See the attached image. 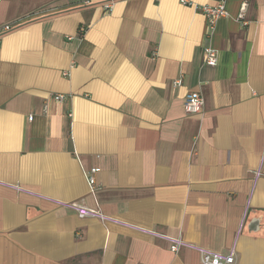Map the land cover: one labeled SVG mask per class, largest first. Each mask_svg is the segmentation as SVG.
<instances>
[{
  "label": "crops",
  "instance_id": "0c3cea01",
  "mask_svg": "<svg viewBox=\"0 0 264 264\" xmlns=\"http://www.w3.org/2000/svg\"><path fill=\"white\" fill-rule=\"evenodd\" d=\"M189 1L0 0V264H264V0Z\"/></svg>",
  "mask_w": 264,
  "mask_h": 264
},
{
  "label": "built area",
  "instance_id": "2783aa9c",
  "mask_svg": "<svg viewBox=\"0 0 264 264\" xmlns=\"http://www.w3.org/2000/svg\"><path fill=\"white\" fill-rule=\"evenodd\" d=\"M180 3L184 6L192 5L189 0H180ZM245 8H246V3H242L238 14V19L243 18ZM196 10L201 12L205 17L209 31H212L215 28L217 22L227 15V11L223 1L216 7L202 6V7H197ZM1 30L9 31L10 27L5 26ZM203 63L208 67H215L217 65V55L212 48L204 49ZM174 84H180V80L175 81ZM53 98L55 101L61 102L64 100V95L57 94ZM204 104H205V100L201 93L196 92V93L187 94L183 103L184 111L187 115L200 114L204 108ZM32 119H33L32 116L28 118L29 121H32ZM98 171H99L98 169L93 168L90 169V171L86 174V179L90 187V191L92 193H96L97 191L100 190L99 187L97 186L95 179V176L98 173ZM259 175L260 173L257 172L255 174V177H258ZM56 204L64 209L74 212L77 215V217H79L80 219H94L101 223L114 222L112 219L106 217L101 211L97 209H90L81 203L61 202ZM150 234L155 237H160L163 239L165 238L169 242L170 251L174 254H177L182 249H190L192 251H195L196 253H198L200 257L201 264H234L233 251H231L228 255H223L220 253H214L205 250L203 248L191 245L185 242L184 240H182L181 238H167L157 235L155 233H150Z\"/></svg>",
  "mask_w": 264,
  "mask_h": 264
}]
</instances>
